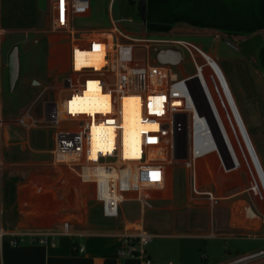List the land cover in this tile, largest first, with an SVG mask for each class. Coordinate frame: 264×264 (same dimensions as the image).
<instances>
[{"label":"crops","instance_id":"obj_1","mask_svg":"<svg viewBox=\"0 0 264 264\" xmlns=\"http://www.w3.org/2000/svg\"><path fill=\"white\" fill-rule=\"evenodd\" d=\"M39 1L34 0L35 4L39 3ZM52 1L51 18L55 0ZM93 1L70 0L74 27H76L75 23L78 19L86 20L90 18ZM113 2L114 0H110V7ZM38 25L39 22L37 23ZM110 28L111 24L103 29L95 30L105 31ZM176 31L188 35H195L196 33L216 35L217 33L214 30H200L181 24L176 26L165 37L173 36V34H176ZM59 34L69 37L65 32ZM215 37L216 39L219 38L218 36ZM188 42L194 47L190 46L188 49L182 48L183 54L193 59L194 63H197L195 61V55H201L204 58V62L207 63L206 67L214 73L217 81L216 85L214 83L211 85L210 79L207 78L205 72L206 69L200 68L203 67L200 66L201 72L180 86V90L183 92L182 95L187 98L188 104L192 108L195 125L197 127L199 126L196 132L200 137L202 135L204 136V148L208 152L191 164L190 168L184 164V169L187 170L185 171L189 178L186 194L195 201L199 200L198 202H201L203 205L194 210L186 211V214H181L187 209L181 204V200H175L176 196L173 190L172 175L170 178L168 171L170 165H165L163 169V185L146 189L145 194L148 196L146 201H140L135 194L125 195L119 207V217L116 219L106 218L103 214L102 204L96 199L95 186L84 184L72 168L55 163L52 156V151L56 145L55 131L49 128H46L49 130H45L44 128L35 129L30 133H26L19 126L18 120L27 110L34 106L32 105L33 103L25 108L21 107L18 111V117L14 119L12 118V113L5 112L0 107V117L4 121L0 131V221L2 231L5 233L62 232L64 224L69 223L71 232L70 236L61 235L55 237V247L36 244H23L18 247H13L9 242V237L5 236L2 241L0 240V264H136L133 261H124L116 257L117 251L120 248V239L117 234L127 224L139 223L148 231L151 230V226H155L157 230L159 228H172L179 232H191L196 235L197 239L204 240L205 242L215 241L214 239L217 238L218 230H226L231 236L250 237L251 232L236 228L232 229L230 226L231 204L234 200L241 198L243 195L242 190H245V185L242 176L236 172L243 165V157L232 130H230L225 122L221 100H224L226 104L229 103L228 109L232 108L230 114L237 129L238 139L241 148L247 156L256 181V183H253L252 188L263 193L264 169L248 134V129L241 117V109L239 110L237 101L231 95L219 65L212 55L204 52L193 42ZM69 46L71 48L70 42ZM1 49L0 78L2 77V84L0 82V88L4 91L8 87L7 64L9 53L6 54L7 51L3 47ZM103 67V55L97 53V51L84 55L76 53L73 64L75 71H82L84 68H93L99 71ZM255 72L256 74L254 75L255 77L252 83L258 89L257 95L259 97L257 96L258 102L256 103H258L257 108L260 114H262L264 112V75L258 69H255ZM24 75H21V79L19 80L21 84L25 85L29 83L35 89L43 87L41 92L46 88L43 80L36 79L38 78L36 74H31L26 78ZM216 88H219V96L215 94ZM15 90L11 93L12 95ZM41 92L37 97L38 99L40 98ZM36 99L34 100L36 101ZM248 105H243L244 109H247ZM148 109L151 113H160V107H158L156 100H149ZM33 110L37 114L36 110L37 112L39 111L38 106L35 109L33 107ZM248 120L250 122L249 118ZM157 129V125L145 124L144 134L154 132ZM44 131L53 132L52 147H50L49 139L46 140ZM195 189L201 195H196L194 193ZM207 194H214L216 197H219L220 201L211 205L206 196ZM226 200L233 201L228 202ZM127 202L134 206L131 217H124L121 226H118L117 220L121 218L123 205ZM91 203L94 205L92 206ZM179 203L180 205L177 206ZM96 204L98 206L95 208ZM259 205L261 208L260 211H255L264 220V204L260 203ZM196 210L207 211L210 215L208 222H203L204 227H194L192 222L189 221L190 217L186 216ZM175 211L179 212L181 216L174 215ZM237 211L241 215L243 214L240 212L243 211L241 205ZM168 214L177 218L181 217L182 221L180 222L178 220L170 223L153 218L157 215L161 217L162 215ZM103 219L115 220L116 222L112 225V228H109L104 225ZM238 224L242 225L240 223ZM179 234L184 235V233ZM253 234L260 237V241L264 243V226L257 233ZM170 238L174 240L188 239L185 235H171ZM77 247H83L85 253L79 254L76 252L75 248ZM262 251L264 249H261L256 254ZM148 254L154 264L161 263L159 261L160 258L157 257V250L153 252L148 249ZM249 255H245L226 264H249L250 261L259 258L257 257L252 260L237 263ZM210 256L211 254L205 258L204 264H211L209 262ZM230 256V253H228L225 259L229 260ZM183 259V254L179 253L174 259H170L168 264H183ZM225 259L223 260L224 262L227 261Z\"/></svg>","mask_w":264,"mask_h":264},{"label":"built area","instance_id":"obj_2","mask_svg":"<svg viewBox=\"0 0 264 264\" xmlns=\"http://www.w3.org/2000/svg\"><path fill=\"white\" fill-rule=\"evenodd\" d=\"M72 14L70 0H55L51 32H65L69 35V73L55 88L56 98L43 102L41 118L34 113L32 107L18 120V124L26 133L44 128L56 131V145L52 151L55 163L72 168L84 184L95 186L96 199L102 204L104 216L116 219L125 195L135 194L143 202L148 199L146 189L163 185V169L165 165H171L178 159L181 141L185 150L184 163L188 168L208 153L204 148V136L201 138L196 132L199 126L195 125L192 108L180 90V86L192 77L181 80L174 72L175 67L161 66L155 57L151 60V54L155 55L161 49H177L182 52V48L194 46L188 41L164 36L150 42L131 40L121 31L119 22L113 19L109 30L79 31L73 26ZM137 49L145 50L148 63L136 61ZM93 51L103 55L104 67L99 71L93 68L75 71L73 64L76 53L84 55ZM195 66L200 73L197 63ZM89 84L108 101V111L94 116H70L69 105L73 100L84 99ZM214 84L216 85L215 81ZM204 85L206 87L205 83ZM218 89H215L217 96L220 95ZM47 93L43 92L44 95ZM151 99L157 101L160 113L149 111L148 102ZM131 102L139 105L143 124L158 126L156 131L142 134V157L136 161L126 160L122 150L127 137L124 106ZM221 104L223 111L228 110L229 103L221 100ZM3 124L0 117V131ZM105 131L113 134V150L108 153L97 151L93 156L92 145ZM194 193L201 195L196 189ZM206 196L211 205L217 202L214 194ZM61 235H71L69 223L64 224L62 232L5 233L0 221V240L5 236L9 237L13 247L23 244L55 247L54 239ZM117 236L120 239V248L116 254L118 259L136 264H154L148 254V247L156 236L142 224H127ZM75 251L85 253L83 247H77ZM260 256H264V251L246 256L237 263Z\"/></svg>","mask_w":264,"mask_h":264},{"label":"rangeland","instance_id":"obj_3","mask_svg":"<svg viewBox=\"0 0 264 264\" xmlns=\"http://www.w3.org/2000/svg\"><path fill=\"white\" fill-rule=\"evenodd\" d=\"M52 2V0H40L39 3L35 4L34 0L0 1V52H2L1 47H3V49L7 51L6 54H8L13 47L18 46L21 58V75L23 76L25 74L24 76L26 78L31 74H36L38 77L36 79H41L46 84V88L41 92L43 87L35 89L29 83L23 85L19 82L13 95L9 90V86L5 88L4 91L0 88V107H2V110L5 112L12 113L13 119L18 117V111L21 107L25 108L32 103L34 109L38 106L39 111L37 112L36 110V115L41 118L44 100H54L56 98L54 94L55 88L61 84L62 79L69 73L71 67L69 58L70 41L68 40L69 37L66 35L59 34L58 32H51L50 18ZM137 2L139 6L142 5L140 0H137ZM138 5L136 7L131 6L129 0H114L110 7V0H94L92 2L90 18L86 20L78 19L75 23V28L79 31H103L95 29H103L110 25L111 18H113L114 21L119 22L121 31L125 32L131 40L150 42L151 40L159 38L160 36L152 35L145 29V24L142 22ZM33 20L36 22L35 26L31 25ZM38 22L39 25L37 26ZM259 34L228 39L227 37L219 36L217 33L216 35L210 33L188 35L176 31V34H173V36L164 37L168 39L180 38L188 40L214 57V60L224 74L231 95L237 101L239 110L241 109V117L248 129V134L250 135L264 169V112L260 114L257 108L258 89L256 85L252 83L255 77L254 75L256 74L255 69L260 71L258 66V53L260 52L259 49L264 45V31L261 33L259 32ZM215 36L219 38L216 39ZM154 57L155 55L152 53L151 60H154ZM183 57V62L174 69V72L181 80L194 77L198 74L194 60L184 54ZM135 59L138 63L146 64L149 62V58L144 49L136 50ZM195 59L198 67L203 66L200 68L206 69L205 72L207 78L210 79L211 85L214 81L217 84L215 75L206 67L207 63L204 62V58L196 54ZM22 61L24 62L22 63ZM0 82L2 84V77L0 78ZM48 89H50V92ZM40 92L41 95L38 99L37 97ZM43 92L48 93L44 95ZM34 99H36V101ZM247 104H249L248 108L244 109L243 105ZM223 113L225 122L230 130H232L243 157V165L236 172L244 179L245 190H242L243 195L237 200L245 198L243 200L250 203L254 210L260 211L261 208L259 204H264V193L252 188L253 183H256V181L247 156L241 148L237 129L230 114V109L224 110ZM1 119L3 118L1 117ZM52 131H44L46 140L49 139L50 147L53 146ZM181 140L182 138L179 141ZM183 146L184 144L181 141L178 146V159L169 166L168 170L170 178L172 175L173 190L176 196L175 200H181V204L187 209L181 214L203 205L201 202H198L199 200L195 201L186 194L189 178L186 172L187 170L184 169V160L186 159L184 158L185 150ZM217 201H220L219 197H217ZM226 201L232 202L233 200ZM235 201L236 200L233 202ZM91 205L93 206L94 204L91 203ZM179 205L180 203L177 204V206ZM97 206L96 204L95 208ZM133 208V204L128 202L123 205L122 216L117 220L118 226H121L124 217H131ZM181 214L176 211L174 212V215L177 216H181ZM186 216L190 217L189 221L192 222L194 227L200 228L204 227L203 222H208L210 217L207 211L205 212L202 210L193 211ZM153 218L170 223L172 221H182L181 217L177 218L169 214L162 215L161 217L157 215ZM115 222V220L103 219L104 225L109 228H112ZM150 229V232L153 233L156 238L148 249L153 252L157 250V257L160 258V264H168L169 260L174 259L179 253L184 256L183 264H204V260L209 254H211L209 260L211 264H226L245 255L256 254L261 251V249H264V243L260 241V237H257V235L253 233H251L250 237H241L237 235L231 236L226 230H218L217 238L214 239L215 241L205 242L204 240L197 239L196 235L191 232H179L172 228H159L157 230L155 226H151ZM179 233H184L185 237L187 236L188 239L174 240L170 238L171 235L184 236ZM228 253L231 255L229 260L225 259ZM224 259L227 261L224 262ZM249 264H264V256L250 261Z\"/></svg>","mask_w":264,"mask_h":264},{"label":"trees","instance_id":"obj_4","mask_svg":"<svg viewBox=\"0 0 264 264\" xmlns=\"http://www.w3.org/2000/svg\"><path fill=\"white\" fill-rule=\"evenodd\" d=\"M140 1L141 6H146L145 29L155 36L169 35L181 24L200 30H214L228 39L248 37L264 31V0ZM129 4L136 7L138 2L129 0ZM138 9L141 15L139 5ZM33 22L32 26L35 25ZM259 51L258 66L264 75V45Z\"/></svg>","mask_w":264,"mask_h":264},{"label":"bare ground","instance_id":"obj_5","mask_svg":"<svg viewBox=\"0 0 264 264\" xmlns=\"http://www.w3.org/2000/svg\"><path fill=\"white\" fill-rule=\"evenodd\" d=\"M89 84V90L84 94V99L73 100L69 105L70 116L74 114H105L108 111V101ZM138 103V101L136 102ZM124 121L126 126V139L123 156L126 160L136 161L142 157L141 136L144 134L145 124L142 123L140 108L138 104L131 102L124 106ZM112 132L105 131L99 136L92 145V154L95 156L97 151L103 153L112 152Z\"/></svg>","mask_w":264,"mask_h":264},{"label":"water","instance_id":"obj_6","mask_svg":"<svg viewBox=\"0 0 264 264\" xmlns=\"http://www.w3.org/2000/svg\"><path fill=\"white\" fill-rule=\"evenodd\" d=\"M141 19L143 24H146V6H141ZM156 62L161 66L178 67L184 60L183 54L177 49H161L155 54ZM8 86L12 93L19 80L21 79V58L18 46L12 48L8 55ZM231 97V96H230ZM232 103H235L231 97ZM232 110V108H231ZM244 128V126H243ZM241 205L243 211L242 215L237 211ZM244 206V207H243ZM231 228L240 229L246 232L257 233L264 226L263 218L254 210L252 205L243 199L236 200L231 204ZM238 223L242 224L239 225ZM239 225L238 227H235Z\"/></svg>","mask_w":264,"mask_h":264}]
</instances>
